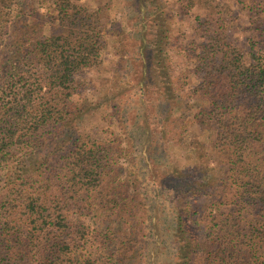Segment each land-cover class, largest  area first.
I'll return each mask as SVG.
<instances>
[{
  "label": "trees",
  "instance_id": "1",
  "mask_svg": "<svg viewBox=\"0 0 264 264\" xmlns=\"http://www.w3.org/2000/svg\"><path fill=\"white\" fill-rule=\"evenodd\" d=\"M46 1L0 0V264H264V0H236L244 49L218 0H197L184 45L172 26L195 0L176 14L127 0L140 17L136 122L108 143L82 131L74 100L77 77L100 65L102 12L52 0L44 14ZM174 48L196 59L181 79ZM126 107L112 98L116 114Z\"/></svg>",
  "mask_w": 264,
  "mask_h": 264
},
{
  "label": "rangeland",
  "instance_id": "2",
  "mask_svg": "<svg viewBox=\"0 0 264 264\" xmlns=\"http://www.w3.org/2000/svg\"><path fill=\"white\" fill-rule=\"evenodd\" d=\"M127 0H80L91 10H100L105 23L104 38L101 47L100 65L97 68L86 70L77 77L79 82L78 93L74 96L77 104L81 105L86 116L81 129L94 140L108 143L115 137H124L127 126L136 122L137 90L136 85L140 75L139 56L137 48V35L139 32V13L135 12ZM178 0H161L166 11L176 14L179 11ZM181 1V0H180ZM52 0H47L41 8V13H46L51 7ZM213 2V7L218 16L219 13L229 20L228 38L238 48L244 49L247 38L251 35L248 30V11H243V5L236 0H218ZM190 5L189 0H184L183 5ZM217 4V6H216ZM197 8L191 10L189 16L182 18L177 15L173 24V34L178 45L188 44L196 26V15L203 14L204 8L201 1L195 0ZM262 22H264L263 16ZM116 31H119L117 33ZM171 60L174 71L181 79L192 71L196 59L188 58L184 52L181 54L174 48L171 52ZM196 81H194L195 83ZM123 95V106L126 110H120L117 114L111 107L112 98ZM195 106L191 105L188 112L192 113ZM180 133V131H179ZM198 132L190 131V141ZM178 137V136H177ZM181 137V136H180ZM138 148V147H137ZM139 150V148H138ZM170 152L175 162L184 165L188 157L185 149L180 145H170ZM138 157V155H137ZM138 177L141 181L144 202L153 209L157 201V194L152 187L146 170L140 164H136ZM170 199V196H167ZM169 205V204H167ZM152 212H150L151 215Z\"/></svg>",
  "mask_w": 264,
  "mask_h": 264
}]
</instances>
